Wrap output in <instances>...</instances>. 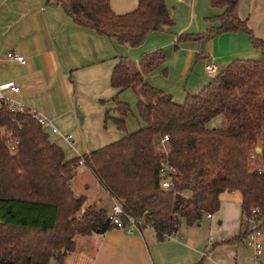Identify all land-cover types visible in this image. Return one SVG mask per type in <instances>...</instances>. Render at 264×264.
<instances>
[{
  "label": "trees",
  "instance_id": "16d2710c",
  "mask_svg": "<svg viewBox=\"0 0 264 264\" xmlns=\"http://www.w3.org/2000/svg\"><path fill=\"white\" fill-rule=\"evenodd\" d=\"M222 7L198 39L224 31H243L256 57H234L197 92L181 102L150 87L142 100L145 125L100 147L65 159L62 149L47 138L29 114L9 110L0 100V264H49L59 262L74 248V234L102 233L114 228L106 210L92 203L82 209V195H75L69 179L76 160L83 159L95 178L121 206L125 214L148 226L156 239L175 233L180 225L197 223L218 208L219 194L232 189L240 196V231L227 239L243 241L252 228L261 226L264 209V39L252 35L236 14V0H209ZM77 25L113 37L129 46L144 36L170 25L162 0H136L133 9L116 13L109 0H52ZM180 35L176 36L178 40ZM163 53L159 49L141 54L137 62L119 56L109 82L116 92L109 98L119 130L128 111L118 98L122 89L137 85ZM222 116L217 127L207 122ZM108 110L104 111L107 118ZM167 135L165 160L171 186L159 184L158 139ZM16 138L13 149L9 138ZM257 207V212H251ZM123 218V217H122Z\"/></svg>",
  "mask_w": 264,
  "mask_h": 264
},
{
  "label": "crops",
  "instance_id": "0c3cea01",
  "mask_svg": "<svg viewBox=\"0 0 264 264\" xmlns=\"http://www.w3.org/2000/svg\"><path fill=\"white\" fill-rule=\"evenodd\" d=\"M51 1L0 0V90L50 120L42 130L62 149L65 159L144 126L142 100L148 88L181 102L232 58L258 55L240 30L196 37L207 26L218 24L214 17L222 7L210 5L209 0H162L172 23L148 32L135 46L75 24ZM109 5L122 13L133 9L136 0H109ZM236 14L253 36L264 39V0H236ZM155 49L162 51V58L142 74L139 84L118 92L128 106L124 129L119 130L110 118L114 105L109 98L116 92L109 82L112 67L119 56L136 63L141 54ZM8 50L23 55L24 62L6 58ZM209 60L216 66L212 75L203 69ZM10 81L20 91L8 90ZM51 125L56 132L50 131ZM69 186L75 195L83 196L80 209L92 203L106 211L110 208L113 198L84 164L75 167ZM240 216L239 193L226 189L219 194L218 208L210 217L203 215V225H180L162 239H156L148 226L130 233L110 228L74 234V248L49 264H251L243 241H226L240 231ZM260 227L264 234V209Z\"/></svg>",
  "mask_w": 264,
  "mask_h": 264
},
{
  "label": "built area",
  "instance_id": "2783aa9c",
  "mask_svg": "<svg viewBox=\"0 0 264 264\" xmlns=\"http://www.w3.org/2000/svg\"><path fill=\"white\" fill-rule=\"evenodd\" d=\"M5 57L8 59H14L18 62H24V57L20 53L14 52L13 50H8L5 52ZM204 71L207 74H214L216 70V66L213 63L212 60H209L206 62L203 66ZM6 88L10 91L18 92L20 91V86L15 84L13 81H10ZM0 100L4 102L6 107L11 111H22L26 109L20 102L15 101L14 99L5 96L2 91L0 90ZM29 114L35 119V121L41 126V128L46 125L47 123H50V120L46 118L43 114L36 112L32 109H27ZM50 131L56 132L57 129L54 126H50ZM70 134H66L65 137H69ZM167 140V135L163 134L159 139L157 143V150L162 155L160 156V159L158 161V176H159V184L161 187H169L171 186L170 181V172H174V168L168 165V163L165 160V146L164 142ZM17 144L16 138H9L8 140V148L13 149L15 145ZM255 149H253L249 153V158H256L254 162V168L257 171L262 170L264 162L262 159L256 157ZM79 164H83V159L80 157L76 160V166ZM257 207H252L251 212H257ZM206 217H210V213L204 214ZM106 217L109 220V222L113 225L114 228H120L123 229L125 232H133L137 230V222L140 221L137 219L135 220L132 216L125 214L120 204L115 200L112 199L110 208L106 211ZM123 217V218H122ZM170 235V234H169ZM263 230L261 227L259 228H252L246 237L243 239L244 245L247 247V249L250 252L251 256V264H264V242H263Z\"/></svg>",
  "mask_w": 264,
  "mask_h": 264
},
{
  "label": "rangeland",
  "instance_id": "374dc122",
  "mask_svg": "<svg viewBox=\"0 0 264 264\" xmlns=\"http://www.w3.org/2000/svg\"><path fill=\"white\" fill-rule=\"evenodd\" d=\"M221 122H222V116L221 115H215L210 120H208L207 126L208 127H217L221 124ZM205 220L206 219L202 216L201 219L197 223H200L201 225H203L205 223ZM183 227H187V226H183ZM191 228H195V227H191Z\"/></svg>",
  "mask_w": 264,
  "mask_h": 264
},
{
  "label": "water",
  "instance_id": "95a60500",
  "mask_svg": "<svg viewBox=\"0 0 264 264\" xmlns=\"http://www.w3.org/2000/svg\"><path fill=\"white\" fill-rule=\"evenodd\" d=\"M254 149H255V151H259V147L258 146H256Z\"/></svg>",
  "mask_w": 264,
  "mask_h": 264
}]
</instances>
